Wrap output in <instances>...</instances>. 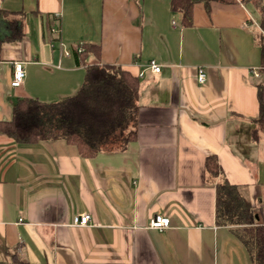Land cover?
<instances>
[{"label":"crops","instance_id":"obj_1","mask_svg":"<svg viewBox=\"0 0 264 264\" xmlns=\"http://www.w3.org/2000/svg\"><path fill=\"white\" fill-rule=\"evenodd\" d=\"M263 15L264 0H199L188 24L171 0H0V121L19 98L76 93L92 63L140 77L122 149L85 157L0 132V264H256L248 224L217 222V185L238 187L264 224ZM84 43L99 53L80 57ZM83 213L89 224L73 225ZM157 214L167 228L150 227Z\"/></svg>","mask_w":264,"mask_h":264},{"label":"trees","instance_id":"obj_2","mask_svg":"<svg viewBox=\"0 0 264 264\" xmlns=\"http://www.w3.org/2000/svg\"><path fill=\"white\" fill-rule=\"evenodd\" d=\"M199 0H171L174 11H181L185 23H190L192 9ZM206 3L209 0H204ZM264 30V15L261 21ZM262 40V69L264 71V35ZM80 57L90 52L99 53L94 43L82 44ZM140 77L122 66L87 65L81 88L61 100L45 102L37 98H19L13 104V117L0 121V132L23 143L63 139L88 157L104 150H118L134 138L138 124ZM259 96L264 122V85ZM207 169L216 175L219 165L213 157L207 159ZM251 203L238 187L228 182L217 185V219L219 224L245 221L248 224L241 236L252 249L256 264H264V224L253 225Z\"/></svg>","mask_w":264,"mask_h":264},{"label":"built area","instance_id":"obj_3","mask_svg":"<svg viewBox=\"0 0 264 264\" xmlns=\"http://www.w3.org/2000/svg\"><path fill=\"white\" fill-rule=\"evenodd\" d=\"M173 24L175 25L176 22L173 20ZM263 34L264 30L261 28ZM77 52H82L83 48L82 46L77 47ZM67 55H70V52H66ZM149 67L153 73H159L161 71V65H159L156 60L152 59L149 62ZM259 71L255 72L256 76H259ZM140 76H143L141 73ZM25 78V69L23 67V64L21 62H15L14 63V73H13V79H12V86L18 87L22 85ZM198 80L200 82H204L206 80V73L203 70L202 67L198 69ZM91 220V214L89 213H83L81 215H78L74 218L73 225L81 226V225H88ZM170 225V219L162 214L154 215L150 220V227L156 228L159 230H163L167 228Z\"/></svg>","mask_w":264,"mask_h":264}]
</instances>
